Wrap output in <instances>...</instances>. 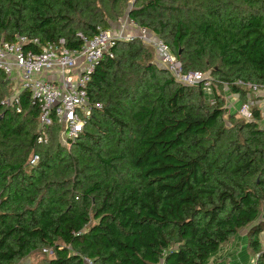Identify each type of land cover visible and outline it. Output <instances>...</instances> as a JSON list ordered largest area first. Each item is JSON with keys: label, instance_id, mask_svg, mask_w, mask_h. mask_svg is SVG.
<instances>
[{"label": "trees", "instance_id": "1", "mask_svg": "<svg viewBox=\"0 0 264 264\" xmlns=\"http://www.w3.org/2000/svg\"><path fill=\"white\" fill-rule=\"evenodd\" d=\"M126 15L183 72L209 76L213 103L155 63V48L122 40L92 73L102 108L84 132L65 143L54 118L40 143L39 106L28 90L22 111L4 103L13 84L0 70V264L36 253L33 264H208L243 229L264 264L262 111L227 124L216 89L246 101L249 83L264 88V0H0V41L80 49V33Z\"/></svg>", "mask_w": 264, "mask_h": 264}, {"label": "built area", "instance_id": "2", "mask_svg": "<svg viewBox=\"0 0 264 264\" xmlns=\"http://www.w3.org/2000/svg\"><path fill=\"white\" fill-rule=\"evenodd\" d=\"M126 17L129 19L128 15ZM79 36L83 40L80 49L68 47L64 38L42 43L37 37L19 35L15 41H0V70L13 84V92L4 103L16 106L20 112L21 93L23 90L30 92L33 102L40 108V143L47 141V129L54 118L61 125L60 137L65 143L79 138L93 112L102 108L101 102L92 100L88 88L96 65L104 56H115L114 48L119 41L142 38V35L128 34L122 27L99 28V32L91 38L82 33ZM144 41L148 42V39ZM154 47L164 67L179 82L190 86L199 83L210 86V80L204 73L183 72L181 62L159 37L155 39ZM248 87L251 91L262 89L250 83ZM251 105V101H246L239 109L246 120L253 118ZM38 159L39 156L34 155L30 163L35 164ZM159 264L165 263L162 261Z\"/></svg>", "mask_w": 264, "mask_h": 264}, {"label": "rangeland", "instance_id": "3", "mask_svg": "<svg viewBox=\"0 0 264 264\" xmlns=\"http://www.w3.org/2000/svg\"><path fill=\"white\" fill-rule=\"evenodd\" d=\"M120 27H122L125 30V32H127L128 34H131V35L133 34L136 37L139 35H142V38H140V39L145 44L155 48L154 42H155V39L158 37L154 33H152L151 31H149V30L143 31L138 25H136L132 22L130 23V20L126 16H124L122 18V20H119L117 22H113L111 25V29H117ZM143 38L148 39V42L144 41ZM154 62L157 63L162 68H165L160 57H159V53L156 52V50H155ZM205 76L209 77L206 74H205ZM200 84L201 83H199L197 85H200ZM201 86L203 87L207 101H209V103H213L214 91H213V88L211 87V84H210V86H205V85L201 84ZM216 89H217L218 93L221 95V98L225 103V107L228 108V112L224 115V118L227 120V124H230V115L229 114H233L236 118H243L241 116V113L239 112V109L241 108L242 104L244 102H246L248 99L251 101L252 108L258 107V108H260L262 113L264 112V99H263L264 94H262L264 92H262L261 95H259L260 91H258V90L251 91L250 97H247V100L245 101V100H240L239 95L232 93L230 91V89L226 86H224L223 88L218 86ZM246 89L249 90L250 88L247 86ZM237 97H238V99H237ZM260 98L262 99V102L259 103L257 101ZM262 116L264 119V115H262ZM262 123L264 124V120L262 121ZM262 214H264V206H263ZM234 238H236V237H234ZM234 238L231 239L225 245H223L224 247L219 251V253H217L214 257H212V259L210 260V263H208V264H217V263L221 262V259L225 260L226 264H239L240 262H242V264H248V263H250L251 260L253 261L255 259V253H254L253 248L250 247V245H249L248 236L244 239V241H242V242L240 241L241 250H240V253L238 254L239 263H238V260L234 259V256H233V251L235 248V245L233 243ZM241 239L242 238L240 237L238 240H241ZM244 245H245V247H244ZM247 255H249V257H247ZM41 258H42V255L36 253V254L31 255L29 258L22 260L20 262V264H33ZM252 261H251V263H252Z\"/></svg>", "mask_w": 264, "mask_h": 264}, {"label": "crops", "instance_id": "4", "mask_svg": "<svg viewBox=\"0 0 264 264\" xmlns=\"http://www.w3.org/2000/svg\"><path fill=\"white\" fill-rule=\"evenodd\" d=\"M258 91H260L259 92V95H261V93L262 92H264V88L263 89H260V90H258ZM262 94H264V93H262ZM238 96V95H237ZM237 99H238V97H237ZM263 99H264V96H263ZM257 102H262V99L260 98ZM262 115H264V112L262 113ZM264 120V119H263ZM264 215V214H263ZM242 238L241 240H238L240 237ZM238 237V238H237ZM247 237V230L246 229H243V230H241L240 231V233L236 236V238H234V240H233V243H234V245H235V248H234V251H233V256H234V259H236V260H238L239 258H238V254L240 253V250H241V246H240V241L242 242V241H244V239ZM224 246H222L221 247V249L223 248ZM244 247H245V245H244ZM220 249V250H221ZM246 249V248H245ZM247 250V249H246ZM219 253V252H218ZM247 257H249V255H247ZM252 261V260H251ZM251 261H250V263H248V264H252L253 263V261H252V263H251ZM238 263H239V260H238ZM217 264H226L225 263V260H222L221 259V262H219V263H217ZM239 264H242V262H240Z\"/></svg>", "mask_w": 264, "mask_h": 264}, {"label": "water", "instance_id": "5", "mask_svg": "<svg viewBox=\"0 0 264 264\" xmlns=\"http://www.w3.org/2000/svg\"><path fill=\"white\" fill-rule=\"evenodd\" d=\"M1 118H2V115H0V120H1Z\"/></svg>", "mask_w": 264, "mask_h": 264}]
</instances>
